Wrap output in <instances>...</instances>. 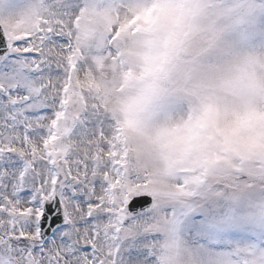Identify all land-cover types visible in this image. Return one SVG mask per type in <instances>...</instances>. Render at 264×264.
Listing matches in <instances>:
<instances>
[{"label":"snow or ice","instance_id":"snow-or-ice-1","mask_svg":"<svg viewBox=\"0 0 264 264\" xmlns=\"http://www.w3.org/2000/svg\"><path fill=\"white\" fill-rule=\"evenodd\" d=\"M246 157L264 0H0V264H264Z\"/></svg>","mask_w":264,"mask_h":264},{"label":"rangeland","instance_id":"rangeland-1","mask_svg":"<svg viewBox=\"0 0 264 264\" xmlns=\"http://www.w3.org/2000/svg\"><path fill=\"white\" fill-rule=\"evenodd\" d=\"M13 4H17L20 2V0H11ZM99 75L103 78V80L108 82V87L112 90L116 87V81H118L119 77L112 73V72H101ZM115 94V93H113ZM235 157L232 154H229L227 159L220 162L218 166H224V165H231L234 161ZM243 162L247 165L249 169L253 172V179L248 180V183L253 185V191L252 195L256 198L264 197V178H262L261 175V164L256 163L255 158L246 157ZM262 162H264V158H262ZM144 163H147L149 166L152 167H160L162 166V161L158 157H152L150 159H147L144 161ZM177 167L186 166L194 163V160H178Z\"/></svg>","mask_w":264,"mask_h":264}]
</instances>
